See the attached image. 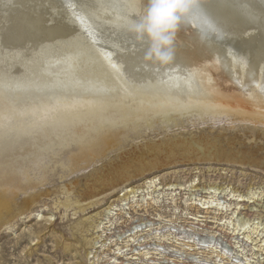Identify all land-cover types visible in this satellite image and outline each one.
<instances>
[{"label":"bare ground","instance_id":"bare-ground-1","mask_svg":"<svg viewBox=\"0 0 264 264\" xmlns=\"http://www.w3.org/2000/svg\"><path fill=\"white\" fill-rule=\"evenodd\" d=\"M148 7L149 0H0V232L49 195L40 188L57 167L67 174L82 172L118 151L62 193L79 195L72 203L78 209L74 215L104 207L78 221L73 230L80 240L64 245V251L86 264H120L119 257L130 250V245L122 249L118 238L112 241V228L123 214L121 205L139 197L146 205L156 203L155 196L167 185L158 183L162 175L132 188L118 187L116 181H128L166 159H199L194 145L210 140L175 142L165 156L159 146L163 144H155L149 149L154 157L148 158L124 150L122 143L130 134L159 125L178 126L190 116L202 123L230 120L264 126V2L214 0L208 9L210 21L181 18L166 49L171 53L167 61L152 52L150 37L138 30ZM215 150L213 157L225 161L264 165L263 156L247 149L230 155L222 147ZM177 187L184 190L176 184L167 190ZM203 190L211 195L199 200L203 210H231L229 222L219 223L232 226L233 239L243 236L250 241V231L262 236L256 261L244 255L233 263L227 250L215 248L211 254L231 264L260 263L263 223L243 217L242 208L254 204L262 190L241 193L216 185ZM223 193L230 201L222 202L218 195ZM60 204L68 207L70 201ZM135 224L125 232L130 233L128 242L136 240L131 236L143 225L149 226L144 220ZM175 239L176 244L184 241ZM161 240L158 256L167 250ZM189 244L178 245H198Z\"/></svg>","mask_w":264,"mask_h":264},{"label":"rangeland","instance_id":"rangeland-1","mask_svg":"<svg viewBox=\"0 0 264 264\" xmlns=\"http://www.w3.org/2000/svg\"><path fill=\"white\" fill-rule=\"evenodd\" d=\"M204 137L210 138L209 142L194 145L201 155H199V159H179L176 161L172 159L171 161L165 157L166 161H163L160 166L148 169L141 175L132 176L128 181H116L119 184L118 187L128 185L132 188L142 184L145 179L162 175L159 177L158 182L161 183L160 186L176 184L184 187V190L177 187L172 191L167 190L166 186L165 190L161 191L163 192L162 196L160 195L158 198L155 196L157 202L152 203L149 201L152 203L150 205L138 202L140 197L129 198L128 202H123L121 205L123 214L120 215V218H117L116 228H112L114 233L112 234L114 235L112 241L118 238L119 244L125 250L127 248L123 247L130 245L128 247L130 250L123 252L126 254L122 258L119 257L120 264H157V262H162V264H231V262L224 261L221 257L217 258V253L211 254L215 249L217 251L227 250L229 257L233 259V263L245 259V256L251 260L254 258L252 261H256L257 255H261L258 246L262 244H259L262 241V236L258 237L259 232L253 234L250 231L251 229H248L252 236L250 241L243 240V236H236L233 239L230 234L232 230H229L232 229V226L225 224V228H223L220 225L226 220L229 222L232 217V215L230 216L231 210L228 213L226 211L218 212L215 206H212L213 208L209 211L203 210L199 200H205V197L211 196L207 190H203V188L207 189L211 185H216L221 189L229 187L230 189L241 190V193H246L251 188L255 192L259 191L258 193L262 190L261 195L258 200L254 201V204L242 208L245 209L242 216L255 219L253 223L262 222L263 227L261 229H264V165L262 168L254 167L250 164L248 166L245 163L229 162L213 157L216 147L224 148L227 155L236 153L238 150L247 149L258 154V156L264 157V126L254 125L252 122L233 123L230 120L202 123L194 116H190L185 118L184 122L178 126L162 127L159 125L149 129L143 128L139 134H130L122 145L125 151L132 152L134 156L145 153V156L152 158L154 156L149 149L154 147L155 144H163L159 146L164 152L162 153L163 156H165L167 150L175 142V144H180L184 141L199 140ZM225 143H232V145L226 147ZM117 153L118 151L108 153V157L104 160L87 170L74 174H67L65 170L57 167L51 174L49 182L40 188L44 192H50L49 195L42 197L40 202L32 207L29 215L20 217L0 232V264H86V261L74 259L72 253L65 252L63 246L70 243L77 244V239L80 240V236L79 233L75 235L73 227L76 226L78 221L80 222L85 217L94 215L104 207L97 206L91 209V212L89 210L83 215H74L78 209L72 203L79 199V195L73 192L66 195L62 193V190L66 189L68 185H74L73 183L79 179H85L95 170L102 168L103 164L109 162ZM193 184L195 186L192 187ZM118 194L119 191L114 193L115 196L111 200L115 199ZM23 197L22 195L19 201ZM218 197L222 202L230 199L224 193L218 195ZM67 199L70 201V205L68 207L62 206L60 203L68 201ZM191 199L194 200L191 201ZM108 200L107 198L103 204ZM192 202H196L198 205H191ZM242 205L246 204L242 203ZM232 209L234 208L232 207ZM196 215L199 217H196ZM235 219L232 220L234 224L238 223V220ZM141 220H144V223L149 224V226L143 225L136 233L137 235L131 236L136 240L128 242L130 233L125 232L128 231L130 226ZM263 231L260 230V233L262 234ZM175 237L182 238L185 243L191 242L189 245H198L192 247V249L189 246L181 247L178 244H183L184 241H179L176 244ZM162 238L166 241L164 244L167 250L166 253L162 254L163 256H158L157 252L160 253V251L156 250L158 249L157 244L162 243ZM58 243L61 245L58 246ZM208 246H211L210 252ZM137 251L141 254L138 255ZM80 254L84 257L85 251H81ZM110 255L113 256L114 253L111 254L110 252ZM259 258L260 263L258 264H264V255L259 256Z\"/></svg>","mask_w":264,"mask_h":264},{"label":"clouds","instance_id":"clouds-1","mask_svg":"<svg viewBox=\"0 0 264 264\" xmlns=\"http://www.w3.org/2000/svg\"><path fill=\"white\" fill-rule=\"evenodd\" d=\"M192 0H149V7L138 30L150 37L152 52L161 60L171 59L170 48L175 33L191 8Z\"/></svg>","mask_w":264,"mask_h":264},{"label":"water","instance_id":"water-1","mask_svg":"<svg viewBox=\"0 0 264 264\" xmlns=\"http://www.w3.org/2000/svg\"><path fill=\"white\" fill-rule=\"evenodd\" d=\"M213 1L214 0H206V3H203V2H201V0H192L191 8H190L188 14H186L182 18H185L184 20H186V21H190L191 17H195L196 19H200V21H210L211 16L209 15L208 9L211 8ZM255 1H260V0H255ZM261 2H264V0H261ZM230 10H233V9H230ZM227 13L233 14V13H230L229 11H227Z\"/></svg>","mask_w":264,"mask_h":264},{"label":"built area","instance_id":"built-area-1","mask_svg":"<svg viewBox=\"0 0 264 264\" xmlns=\"http://www.w3.org/2000/svg\"><path fill=\"white\" fill-rule=\"evenodd\" d=\"M157 264H162V262H157Z\"/></svg>","mask_w":264,"mask_h":264}]
</instances>
